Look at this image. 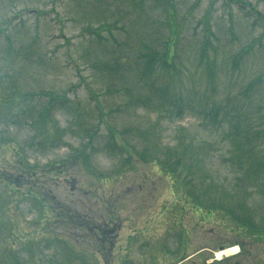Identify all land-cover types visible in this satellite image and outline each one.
Returning <instances> with one entry per match:
<instances>
[{
	"label": "rangeland",
	"instance_id": "obj_1",
	"mask_svg": "<svg viewBox=\"0 0 264 264\" xmlns=\"http://www.w3.org/2000/svg\"><path fill=\"white\" fill-rule=\"evenodd\" d=\"M0 264H264V0H0Z\"/></svg>",
	"mask_w": 264,
	"mask_h": 264
},
{
	"label": "trees",
	"instance_id": "obj_2",
	"mask_svg": "<svg viewBox=\"0 0 264 264\" xmlns=\"http://www.w3.org/2000/svg\"><path fill=\"white\" fill-rule=\"evenodd\" d=\"M33 176V175H32ZM58 186V184H55V187L54 188H56ZM59 211H62V210H64V207L63 206H60V208L58 209ZM70 214V218H72V216L74 215V214H72L71 212H69ZM66 214H68L66 211H63V212H59L58 213V217H66ZM74 217V216H73ZM69 218V219H70ZM75 218V225L73 226V227H75V229L76 230H79V228H81V227H83V226H85V222L84 221H87V220H82L81 218H79V217H74ZM58 220V219H57ZM70 220H73L74 221V219H70ZM183 259H185V258H183ZM182 259V260H183ZM181 260V261H182Z\"/></svg>",
	"mask_w": 264,
	"mask_h": 264
},
{
	"label": "bare ground",
	"instance_id": "obj_3",
	"mask_svg": "<svg viewBox=\"0 0 264 264\" xmlns=\"http://www.w3.org/2000/svg\"><path fill=\"white\" fill-rule=\"evenodd\" d=\"M236 251H237L236 248H230V249H227L226 251H221V252L217 253V256L220 258L222 255L233 254Z\"/></svg>",
	"mask_w": 264,
	"mask_h": 264
},
{
	"label": "flooded vegetation",
	"instance_id": "obj_4",
	"mask_svg": "<svg viewBox=\"0 0 264 264\" xmlns=\"http://www.w3.org/2000/svg\"><path fill=\"white\" fill-rule=\"evenodd\" d=\"M66 217H71L69 214H66ZM72 226H74L73 224H72ZM94 238H97V237H94Z\"/></svg>",
	"mask_w": 264,
	"mask_h": 264
}]
</instances>
